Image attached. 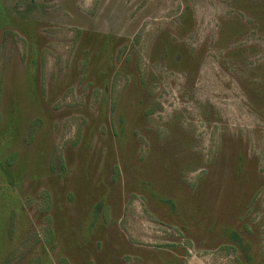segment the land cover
Returning a JSON list of instances; mask_svg holds the SVG:
<instances>
[{"label":"rangeland","instance_id":"obj_1","mask_svg":"<svg viewBox=\"0 0 264 264\" xmlns=\"http://www.w3.org/2000/svg\"><path fill=\"white\" fill-rule=\"evenodd\" d=\"M0 264H264V0H0Z\"/></svg>","mask_w":264,"mask_h":264}]
</instances>
